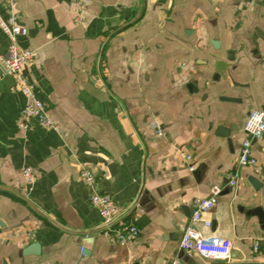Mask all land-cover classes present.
Wrapping results in <instances>:
<instances>
[{
  "label": "crops",
  "instance_id": "crops-1",
  "mask_svg": "<svg viewBox=\"0 0 264 264\" xmlns=\"http://www.w3.org/2000/svg\"><path fill=\"white\" fill-rule=\"evenodd\" d=\"M13 9L20 46L36 50L24 72L60 130L19 126L25 97L0 63V264H264V221L250 213L264 211V136L256 164H239L264 104V0H91L81 21L75 0ZM7 45L0 28V59ZM83 167L118 207L112 226L137 225L136 239L111 241ZM214 185L211 226H195L232 241L225 260L180 247Z\"/></svg>",
  "mask_w": 264,
  "mask_h": 264
},
{
  "label": "built area",
  "instance_id": "built-area-1",
  "mask_svg": "<svg viewBox=\"0 0 264 264\" xmlns=\"http://www.w3.org/2000/svg\"><path fill=\"white\" fill-rule=\"evenodd\" d=\"M15 1L0 0V3L9 13L7 18L3 17L0 13V28L4 31L8 40L7 51L1 57L0 63L6 74H10L16 78L25 97V104L19 115L18 124L21 128H27L31 120L36 119L43 127L60 130V125L54 120L42 99L36 94L34 83L24 72L25 65L32 62L36 57V50L20 46L19 37L27 34V28L18 23V16L13 9ZM75 1L78 4L77 20L81 21L88 13L91 0ZM152 125L156 127L159 135L163 133V130L157 123L153 122ZM244 130L246 136L241 142L239 164L241 166H253L257 160L252 153V143L255 139L264 136V104L262 107L249 112ZM186 158L189 159L190 156L186 155ZM193 169L194 167L190 166V170ZM23 175L28 184L35 182V173L31 167H25ZM80 177L91 190V204L98 210L111 241L126 244L136 239L140 234V228L137 225L128 222L119 227L112 226L111 223L118 213V207L110 194L99 190L95 171L83 167L80 171ZM230 184L232 186L237 184V174L230 176ZM220 192L221 188L214 185L208 197L197 199L191 216L192 225L184 231L180 239V247L183 250L197 253L204 258L218 260L230 258L232 241L229 238L207 237L196 229L195 226L197 224H204L206 227L211 226V221L207 218V215L216 205ZM261 240L264 241V237ZM258 245L259 243L254 245L255 250L258 249ZM171 264L181 263L179 259H174Z\"/></svg>",
  "mask_w": 264,
  "mask_h": 264
},
{
  "label": "water",
  "instance_id": "water-1",
  "mask_svg": "<svg viewBox=\"0 0 264 264\" xmlns=\"http://www.w3.org/2000/svg\"><path fill=\"white\" fill-rule=\"evenodd\" d=\"M250 181L254 185V187H257L259 185V182L256 179H254L253 177L250 178ZM250 213L258 215V217L260 218V221L261 222L264 221V211L262 210V208L256 207V208L252 209L250 211ZM79 233L80 234H84L85 231H79ZM236 255H237V251L234 250L233 248H231V250H230V257H235Z\"/></svg>",
  "mask_w": 264,
  "mask_h": 264
}]
</instances>
